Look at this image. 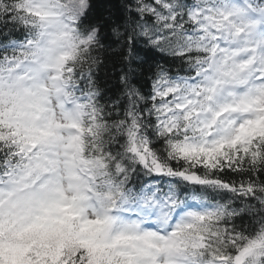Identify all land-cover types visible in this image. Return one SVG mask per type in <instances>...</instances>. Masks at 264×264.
Listing matches in <instances>:
<instances>
[{
  "label": "snow or ice",
  "instance_id": "6c2138e0",
  "mask_svg": "<svg viewBox=\"0 0 264 264\" xmlns=\"http://www.w3.org/2000/svg\"><path fill=\"white\" fill-rule=\"evenodd\" d=\"M0 264H264V0H0Z\"/></svg>",
  "mask_w": 264,
  "mask_h": 264
}]
</instances>
